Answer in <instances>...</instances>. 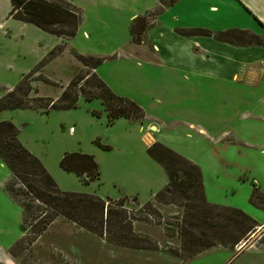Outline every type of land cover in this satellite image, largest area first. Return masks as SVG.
I'll return each instance as SVG.
<instances>
[{"label": "crops", "instance_id": "obj_1", "mask_svg": "<svg viewBox=\"0 0 264 264\" xmlns=\"http://www.w3.org/2000/svg\"><path fill=\"white\" fill-rule=\"evenodd\" d=\"M90 1L98 6L91 15L93 28L114 27L121 21L127 36L121 47L101 58L96 73L118 96L140 106L143 120L119 118L108 126L107 116L99 130L85 135L70 125L66 130L70 140L56 153V166L50 162L45 133L30 137L28 124L16 117L26 113L31 121L38 112L9 110L12 115L0 116V122L11 116L20 129L19 141L40 159L63 191L114 201L137 197L141 205L151 202L168 184L164 167L148 153L160 143L200 168L210 204L242 210L257 222L258 229L264 228V208L251 202L256 188L264 195V0H178L161 10L160 0ZM0 7H8V16L0 15V41L8 44L20 37L21 47L26 45L18 54L0 55V67L9 76L1 88L2 98L57 43L41 29L9 18L11 0H0ZM149 14L154 17L143 41L135 43L131 25ZM78 32L84 40L91 39L82 26ZM107 65H112L110 76L104 71ZM53 118L62 127L72 122L62 114ZM97 138L112 149H99L93 143ZM66 152L93 155L102 169L100 180L85 185L76 174L64 171L60 161ZM12 179L0 159V264H24L14 254L25 234L22 207L6 188ZM167 206L171 205L163 208ZM59 223L73 226L75 233L89 232L60 218L53 225ZM137 234L160 244L153 234ZM41 237L26 251L34 249ZM106 248L113 264H201L194 261L210 252L229 250L217 246L183 260L166 248L135 250L109 243Z\"/></svg>", "mask_w": 264, "mask_h": 264}, {"label": "trees", "instance_id": "obj_2", "mask_svg": "<svg viewBox=\"0 0 264 264\" xmlns=\"http://www.w3.org/2000/svg\"><path fill=\"white\" fill-rule=\"evenodd\" d=\"M176 1L178 0H160L159 10ZM153 17L149 14L133 21L131 35L135 43L143 41V35L150 24L149 20ZM9 18L31 24L58 38L71 40L78 31L81 16L79 10L66 0H11ZM253 39L258 41L257 38ZM62 49L55 48L35 69L24 76L13 90L0 98V113L17 109H43L48 113L52 109L75 108L82 94L87 100L95 97L103 100L108 112L109 124H113L119 118L133 121L143 120L145 113L140 106L129 99L117 96L95 74L93 76L100 84V88L93 85L95 89L99 88L98 91L85 93L79 85L80 81L86 85L89 80V71L103 62L102 59L94 57L76 54L80 63L88 69L83 76L79 79L76 77L64 88L57 100L40 97L33 83L37 80L49 82L43 78L42 69L45 63L56 58ZM35 76L39 79H34ZM18 136L19 130L13 122H0V159L11 171L15 182L22 186V191L21 193L16 192L14 185L10 182L6 188L22 207L21 230L26 234L29 231L27 229L29 225L31 235L34 236L30 244L41 237L57 219L62 218L100 238H106L112 245L135 250L150 249L147 247L150 240L138 235L134 230V223L141 221L140 217L135 214L130 215L128 219L125 216L123 218L125 212L120 213L114 209L115 206L125 207L124 203L130 198L125 197L114 201L105 200L93 194L63 191L40 159L19 141ZM95 143L103 149H111V147L101 145L98 140ZM148 153L164 167L168 176V184L155 195L153 201L141 206V210L145 211V214L147 210L149 211L146 216H159L157 207L178 205L179 200L185 202L181 205L186 212L185 225L180 229L182 249L179 252L169 251L171 255L183 260L192 259L215 246L216 244L213 243H204L202 239L204 233L199 232L208 227L213 218L220 219L226 225L224 236H227V239L217 243L223 247H233L240 242L243 243L256 232L259 225L242 210L213 205L206 200L202 172L196 164L160 143L153 144L148 149ZM60 167L68 173L76 174L85 185L98 181L101 177L100 167L95 157L85 153H65L60 161ZM256 199L260 203L264 202V195L257 188L252 195L251 202L259 206ZM132 200L139 203L137 197H133ZM189 210L193 211L190 216L188 215ZM230 227H232V233L228 235Z\"/></svg>", "mask_w": 264, "mask_h": 264}, {"label": "rangeland", "instance_id": "obj_3", "mask_svg": "<svg viewBox=\"0 0 264 264\" xmlns=\"http://www.w3.org/2000/svg\"><path fill=\"white\" fill-rule=\"evenodd\" d=\"M66 1L71 3L74 1L72 4L79 10L81 16L78 31L82 26L83 30L89 31L91 33V39L84 40L81 36H79L78 31L71 40H66L63 38H59L61 39L59 40L58 37L52 35L54 40L53 42L57 44L53 46L51 50L47 51L43 59H45L55 48L63 49L56 56V58H54L50 62L45 63V67L42 69L43 78L49 80V82L46 83L44 81L37 80L33 83L34 87L39 92V96L42 98H52L55 100L59 99L64 91V88H66L76 77L77 79L81 78L84 72L88 70L80 63V61L76 57V54L85 57H94L95 59H101L103 57L107 58L110 52L118 47H121L122 43L127 37H125V28L124 24L121 21H118L116 23V26L114 27H109V25L105 24L102 27L93 28L91 15L92 12L95 11L94 7L98 6L92 4L90 0ZM5 4L6 3H3V5ZM7 8L8 7H0V15L2 13H5V18L8 16V13L6 14ZM151 20L152 19H150L149 21L151 22ZM20 44H22V39H20V37H17L16 39H14L13 37V39H11L8 44L0 41V55L13 54L14 52L18 54V51L20 49L25 50L26 45H23L21 47ZM45 44L49 46L51 44V41L46 38ZM100 65H98L95 69L89 71V80L86 85L83 81H80L79 85L82 86L85 93L96 92L100 88V84L96 80L95 76H93L95 74L99 79H101L96 73V70ZM111 69L112 65H107L104 67V71L106 72L107 76H110L113 73ZM34 79L39 78L35 76ZM8 80L9 76L0 67V94L3 93L1 88ZM93 85L99 88L95 89L94 87H92ZM108 87L110 88V86ZM6 111L9 110L1 112L0 116L6 118V115H12L10 112ZM31 111L38 112L37 114H35V116H31L33 117L31 121L26 118V115H28L26 113H18L16 115L17 120L18 122L23 121L28 124L25 129H27L30 137H32L33 133L36 136L39 135V133H45L48 142L46 143V147L51 151L49 153L51 156L50 162L53 166H56V153L61 150L62 145H67L68 141L70 140L69 135L66 134L69 130L70 125L77 126V134L85 135L87 131L99 130L102 126L101 120H103L104 117L107 118L108 116L105 104L100 97H95L91 100H87L86 96L82 94L79 96L77 106L75 108L52 109L49 110L48 113L43 109ZM59 114L66 115L67 120L70 119L72 120V122L69 124L64 123L65 125H63L62 127V124L60 125L59 123L55 122L53 118L54 115ZM4 121L13 122L11 116H9ZM106 124L108 126H112V124H109V117ZM17 128L18 130H20L19 127ZM38 139L39 138H36V140ZM96 140H98L103 146H111L105 144L100 138H97L93 143L99 149L103 151H110L112 149H103L101 146L95 143ZM100 171L102 174L101 167ZM10 183L14 185V189L16 192L21 193L22 186L18 185L15 182L14 177ZM81 188L90 189L91 186H81ZM120 199L115 200L118 201ZM138 202L140 203V201ZM256 202L260 204L259 206L264 208V202L260 203L258 199H256ZM139 203L133 201L130 198L126 203H124L125 207L115 206L114 209L119 211L120 213L125 212L123 218L125 216V218L128 219L130 215L135 214L136 216L140 217L141 221L135 222L137 229L136 232L145 233L146 236L153 234L156 236L158 242H160V244H158L155 240H151L149 237H146L150 240L148 244L146 243L147 247H150V249L161 248L164 250L166 248L165 250L168 252L181 251L182 239L180 237V229L185 225L184 218L186 216L185 209L182 208L181 205L185 204V202L179 200L178 205H171L167 206L166 208H163V206H159L157 207V210L160 215H153L152 217L146 216V214L149 212L148 210L146 211V214L145 211L141 210V206L145 205L146 203L142 205ZM192 213L193 211H188L189 216ZM189 216L187 217L188 221L190 220ZM224 224L225 223L220 219L213 218V220L209 222L208 227L199 230V232L201 231L204 233V237H202L204 243H213L216 244L213 247H217L220 246L217 243H219L220 241H226L227 236H224V226L226 225ZM74 226L78 227L76 225ZM27 229L29 231H27V233L25 234V238L15 247L14 251V254L16 256H19L18 258L20 259V261L24 262V264H113L110 258L111 253H109L106 248L109 243L106 238H100L91 232L82 234L76 232V234L74 232V230L76 229L73 228V226L71 228V226H69L68 224L59 223L49 227V229L42 235L40 240L34 245L35 247L33 246L34 249L32 248L29 251H26L27 249L32 247L33 244H30V242L34 239V236L31 235L29 225L27 226ZM228 231V235H230V233H232V227L228 228ZM196 234L197 236H199L197 232ZM247 240L249 241L244 247H239L242 244L240 242L236 246L226 247L229 248L228 252H220L218 254H212L210 252V254H206L204 258H198L194 262L198 261L201 264H264V228L257 229L255 233L251 234L248 237ZM85 251H88L87 255L85 254Z\"/></svg>", "mask_w": 264, "mask_h": 264}, {"label": "water", "instance_id": "obj_4", "mask_svg": "<svg viewBox=\"0 0 264 264\" xmlns=\"http://www.w3.org/2000/svg\"><path fill=\"white\" fill-rule=\"evenodd\" d=\"M248 241H249V240L244 241L239 247H241V246H243V247L246 246L247 243H248Z\"/></svg>", "mask_w": 264, "mask_h": 264}]
</instances>
